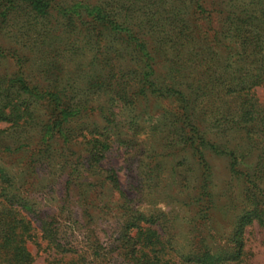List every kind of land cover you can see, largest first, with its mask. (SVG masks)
Masks as SVG:
<instances>
[{
  "label": "rangeland",
  "instance_id": "374dc122",
  "mask_svg": "<svg viewBox=\"0 0 264 264\" xmlns=\"http://www.w3.org/2000/svg\"><path fill=\"white\" fill-rule=\"evenodd\" d=\"M31 1L0 0V264H264V0Z\"/></svg>",
  "mask_w": 264,
  "mask_h": 264
},
{
  "label": "trees",
  "instance_id": "16d2710c",
  "mask_svg": "<svg viewBox=\"0 0 264 264\" xmlns=\"http://www.w3.org/2000/svg\"><path fill=\"white\" fill-rule=\"evenodd\" d=\"M144 1H150V0H144ZM154 1V0H153ZM157 1H159V0H157ZM161 1H165V0H161ZM142 2V1H141ZM31 4L35 7V8H45L46 7V5L44 4V2L42 1V0H32L31 1ZM134 6H136V4H134V5H129V7L128 6H126V5H122V6H120V7H128V8H133ZM125 11H127L126 10V8H123ZM123 9L122 8H120L119 10L120 11H123ZM104 17H105V15H104ZM235 29H239V28H237L236 26H234L233 24H232V26H230V28L228 27V33L229 34H231L232 33V31L233 30H235ZM243 29H245V31L249 34V35H251V34H254V33H256L255 31H253V27L250 25V24H245L244 25V28H242V27H240V30L241 31H244ZM252 47L255 49H259L260 50V46H258V44H255V43H252ZM245 48V47H244ZM244 48H243V51H244ZM258 50V51H259ZM257 57V56H256ZM257 59H258V61L259 62H254V63H256L255 65H254V67L255 68H260V69H263V67H264V61H263V59H264V56H263V58L261 59V57L260 58H258L257 57ZM253 67V66H252ZM236 70V69H235ZM237 71V70H236ZM261 82H263L264 83V77H261V78H259V80H257L256 81V83H261ZM255 83V82H254ZM255 83V84H256ZM175 94L176 95H180L181 93L180 92H178V91H176L175 92ZM183 95V94H182ZM181 96V95H180ZM183 109H184V107H183ZM253 125H254V127L255 128H257V129H259L258 131L260 132V136L259 137H261L262 135H264V111L263 112H256L255 114H254V118H253ZM97 146H99V149H103L104 148V144H102V143H100V142H97V144H96Z\"/></svg>",
  "mask_w": 264,
  "mask_h": 264
}]
</instances>
